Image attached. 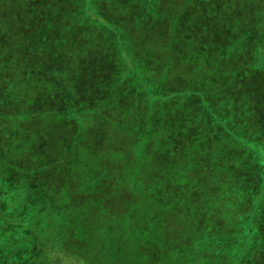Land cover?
<instances>
[{
	"label": "trees",
	"instance_id": "1",
	"mask_svg": "<svg viewBox=\"0 0 264 264\" xmlns=\"http://www.w3.org/2000/svg\"><path fill=\"white\" fill-rule=\"evenodd\" d=\"M260 8L264 0H0V57L34 58L29 72L0 67V101L5 98L7 112H23L26 119L20 122L23 147L14 155L5 146L15 140L2 138L16 126L0 130V173L18 181L28 172L21 189L15 182L4 190L0 176V219L27 214L35 244L26 264H212L220 255V264H228L214 252L211 235L220 221L213 217L252 202L240 230L224 235L229 242L256 233L257 219L264 218V60L249 86L260 93L253 107L257 120L249 126L233 115L241 113L233 106L226 109L231 118L215 110L187 126L188 111L219 101L192 86L178 91L185 79L156 78L149 67L170 56L180 40L184 56L220 57L210 63L221 68L233 35L238 40L245 24L264 25ZM243 14L241 23L230 22ZM125 105L130 112L124 110V126L111 138L126 155L104 148L107 139L99 131L91 137L94 145L82 144L81 119L94 121L96 113ZM186 137L193 146L183 150ZM13 195L23 203L7 205ZM261 234L258 264H264V225Z\"/></svg>",
	"mask_w": 264,
	"mask_h": 264
},
{
	"label": "rangeland",
	"instance_id": "2",
	"mask_svg": "<svg viewBox=\"0 0 264 264\" xmlns=\"http://www.w3.org/2000/svg\"><path fill=\"white\" fill-rule=\"evenodd\" d=\"M257 13H264V10L260 8V11ZM209 15L212 19H214V15L210 13ZM263 15H259V17ZM246 16L247 15L244 14L242 16H233L230 22H233L235 19H237L236 22L241 23L242 21H244ZM256 27L257 28L255 27L253 28L252 26L245 24L244 27L242 26L243 31L238 33V40L236 39V35L235 34L233 35L235 39L230 41V44H227L225 48V51L228 50L229 52H231V54L228 55L226 59H224V57H221V61H223L222 63H224L223 65H221V68L213 69L212 68L213 65L211 66V63L215 60L218 61L220 57H212L210 54H208L206 57H186V55L184 56V54L181 53V45L179 46L180 40L177 37L176 40L177 41L179 40V42L176 44L174 48L169 50L170 56L167 57L163 56L161 58L157 57V61H155L156 66L152 65L149 67L151 68L150 73L153 77L159 78V76L162 75L168 77L169 79L171 78L185 79V82L182 80L185 83L184 85L180 84L178 85V87L176 86L178 91H186L188 90L189 86L190 87L192 86L195 87L197 90L201 89V92L204 93L205 96L206 94L213 95L215 97V100L219 101L216 104L213 103L208 104L207 101L206 103L199 104L197 112H194L193 110L188 111L189 109L187 108L188 111V118L186 120L187 126L192 125L191 120L193 117H197V118H200L201 116L209 117L211 112L212 111L214 112L215 110L219 112L220 115L219 117H222L224 120L231 118L234 115L236 117H240L242 121L248 126L252 125V123H254L255 120H257V118L255 117L256 113L254 112L253 107L255 106L257 95L260 93L258 91H257L258 94L252 92L249 86L251 85V81H252L251 78L253 77V74L258 73L255 71L258 70L256 69V67L258 66L259 59L264 60V25L263 24L260 25V23L256 22ZM66 33L68 34V31ZM257 53H259L258 55H260V57L255 56ZM61 58L63 59V57ZM76 58L77 57H73V59L75 60V64L81 65L80 61H76ZM222 58L224 60H222ZM66 59L68 61V57H66ZM98 59L99 60L105 59V61L106 60L110 61L112 57H99ZM184 62H189V64L185 66ZM217 64L219 63L217 62ZM32 66L34 67L33 57H17L16 55H12L10 57L7 56V53L3 54L2 57H0V67H6L11 70L13 69L16 74L21 72H29L27 70L29 69V67ZM6 70L7 69H5L4 72H6ZM92 72L97 74L95 69L92 70ZM100 72L103 71H99L98 73ZM215 75L221 76L222 80L217 81L215 79L216 77ZM206 77L207 78L210 77V80L208 81L209 83H206V81H204ZM209 85H211V87H208ZM240 85L244 88L241 89ZM5 88H6V84H3L2 89L4 91ZM168 88H172L171 85H169ZM107 105L110 104L106 102L101 104V106H99L98 108ZM237 107H240L241 109V113L238 116L236 114L230 115V113L226 110L227 108L235 109ZM130 108L131 107H129V105L122 106L120 109H118V107H115L114 111L110 112L109 114L101 110L104 113V115L100 113H96L95 115L92 116L94 121L88 122L87 120L85 121V118L84 121L83 119H81L82 122L80 121V123L81 125L83 123L82 125L83 132L78 130L79 133L78 139L81 142H83L82 144L84 146L94 145L93 142L94 140L91 137L92 136L94 137L93 134H96L99 131L100 133H98V135H101L103 139L105 137V140L107 139L104 142L105 145L104 148H106L109 151L112 150V146H115V150H113L112 152L114 156L119 157L123 153L124 155H126L128 151L122 149L120 147V143L118 144L111 137L115 133H117L119 127L124 126L123 121H119V119L121 115H123L124 110L130 112ZM246 109L247 112L245 111ZM7 111L8 108L4 98L2 101H0V130L2 131L5 130L4 129L5 126H16L14 132L10 134V136H6L2 138V140L5 142L15 140L13 142V145L9 144L5 146V149L6 147L9 148L12 151L11 155H14V151L19 150L23 147L22 144L23 141L20 139L22 134V125L20 122L25 121L26 119L22 118L23 112L21 114L20 112L17 113V112H7ZM165 113L167 112L165 111ZM132 114L134 113L132 112ZM100 121L101 123H104L108 127L105 128V126H102ZM32 122H34V120H32ZM6 123L7 124L13 123V124L5 125ZM29 123H31L30 120ZM112 128L114 129L115 132L112 130ZM120 130L124 134V129H120ZM200 130L201 131H199V133L200 136H202L203 128H201ZM184 141L186 142V144L183 150H185L186 147L193 146L192 142L190 141V137H186ZM206 150L205 152L209 154V151ZM133 153H136V149H133ZM198 154L200 155H196V156L199 157L200 161L206 158V155L203 151L198 150ZM96 156L100 158V152H98ZM144 157L147 160V155H145ZM222 168H223L222 170L226 169V171L229 173L227 167L222 166ZM27 173H28L27 171L25 172L23 171L22 173H20L18 177V181L7 180L5 179V174L3 172L0 173V176L3 175L4 177L3 180L1 181L2 182L1 185L3 189L6 190V188L12 187L15 182L18 183V187H16L15 185L14 187H16L17 189H21V181L26 178L25 175H27ZM191 178H193V175H190V177H188V183L191 181ZM128 182L125 181V185H128ZM240 193L244 194L245 191L241 189ZM19 200H21V198L18 195H13V196H8L7 199H5L4 201L7 205L10 204L16 205L17 203L21 205L23 201H19ZM39 203H40L39 201H36L35 206ZM251 203L252 202L246 203L244 201V204L238 205L236 207L234 204L233 207H229L230 211H222V212L220 211L219 218L213 217L214 219H218L220 222L217 224L218 227H213L214 229L213 232L215 234V237L214 234L211 235L212 245L215 247L214 252H217L216 249H218L220 251L219 255L220 254L225 255L223 262H228V264H258L257 261L259 257H257L256 250H258L257 246L261 245L262 243L261 239L263 238V234H261V231L264 225V223L262 224V220H264L263 216L260 217L258 216L260 218L257 219V221L259 220L258 231L256 233L255 231H251V236L245 238L244 241H241L243 237H237L234 238L233 240L231 239V242L228 241V238H224V235H227L228 231H232L233 229H235L236 231L240 230L241 217L244 216L247 210H251ZM224 212H228L229 214L226 217L227 220L223 215ZM260 212H262L261 209ZM29 214H32V212H30ZM23 215H27V214L21 213V215L17 217H15V215L12 214L6 217L5 220L0 219L1 220L0 264H26L27 262L25 261L26 257H28L34 251V244H35L34 235L30 233V228L25 226V219L23 218ZM31 220L33 221L34 217H32ZM16 228L19 229V233L13 236L7 235L8 233H11L8 232L7 230L10 229L16 231ZM245 243L247 245L246 247L248 248V250H244L243 254L238 253L237 250L239 249L238 248L239 245H244ZM203 247H205L204 244ZM195 250H191L190 252L192 254V257L196 253ZM220 257L222 258V255L218 256V258L215 259L216 261L212 262V264L222 263L220 262L221 261ZM237 259L240 262H238ZM249 259L250 261H248Z\"/></svg>",
	"mask_w": 264,
	"mask_h": 264
}]
</instances>
